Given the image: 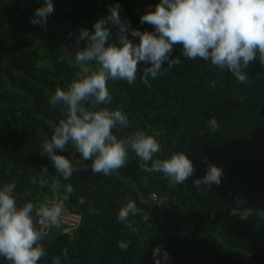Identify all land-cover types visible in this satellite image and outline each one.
<instances>
[{"label": "trees", "instance_id": "1", "mask_svg": "<svg viewBox=\"0 0 264 264\" xmlns=\"http://www.w3.org/2000/svg\"><path fill=\"white\" fill-rule=\"evenodd\" d=\"M52 2L54 12L47 24L56 20L79 35L81 28L94 31L93 24L117 3L120 17L133 29L153 32V26L140 19L160 0ZM43 5L44 0H0V187L16 185L18 206L57 196L81 216L73 236L52 229L45 233L36 225L45 233L40 243L47 253L38 264H53L57 256L61 264H154L153 249L158 245L170 256L167 264H264V217L254 214L245 221L230 215L237 199L242 207L264 211V66L259 60L245 70V84L210 61L183 57L182 45L177 44L170 58L179 57L181 63L150 79V87L139 78L150 66L143 62L134 84L107 83L112 102L106 107L129 118V127L113 129V134L124 138L137 130L159 132L161 151L154 158L182 152L192 161L194 174L183 184L170 182L162 173L144 172L131 151L124 167L107 176L93 173L92 161L83 160L71 143L65 151L57 150L77 169L65 181L48 156L41 155V145L64 118L62 105H51L50 98L57 87L66 89L79 69L75 51L63 49V42L71 38L49 39L46 26L30 22ZM106 26L112 32L110 42H115L117 29ZM128 38L139 43L130 32ZM58 39L61 46L54 44ZM212 116L219 125L214 132L206 130ZM208 164L222 168L221 184L197 189L193 182L205 176ZM45 167L47 184L41 188L31 181H39ZM57 183L71 184L74 192L69 195L63 187L56 191ZM154 196L165 197L167 203L157 205ZM128 200L143 210V215L129 217L139 229L135 233L118 222V211ZM121 241L131 242L126 251L118 247ZM62 249H67V261ZM160 258L165 264L162 253ZM0 264L10 262L0 257Z\"/></svg>", "mask_w": 264, "mask_h": 264}, {"label": "clouds", "instance_id": "2", "mask_svg": "<svg viewBox=\"0 0 264 264\" xmlns=\"http://www.w3.org/2000/svg\"><path fill=\"white\" fill-rule=\"evenodd\" d=\"M53 12L52 0H44V5L35 10L30 22L47 28L52 23L47 24V18ZM108 12L110 14L106 18L93 24L94 31L81 28L75 38L77 47L74 62L79 70L66 89L57 87L50 98L51 105H62L64 118L59 120L51 138L41 145V155L46 154L57 176L67 181L77 169L65 156L57 154V150L65 151L69 143L83 160L92 161L93 173L105 176L124 167L131 151L138 158L139 167L144 172L162 173L170 182L183 184L194 174L192 161L182 152L174 153L166 159L154 158L161 151L157 140L159 132L153 130L149 134L137 130L124 138L113 134V129L129 127V118L119 109L110 110L106 107L112 102L107 83L122 80L129 85L134 84L138 64L143 62L150 66L143 68L139 78L150 87V79L158 78L181 63L179 57L170 58L173 46L179 44L182 45L183 57L210 61L216 68L222 71L227 69L239 82L246 84L248 75L245 70L250 63L258 59L261 66H264V0H160L154 10L146 12L140 19L141 24L152 25L153 32L133 29L130 22L122 20L118 3L110 6ZM53 22L58 24L56 20ZM108 24L117 29L115 42H110L112 32L106 26ZM66 27L77 32L70 25ZM129 32L133 38H139V43H133L128 38ZM81 41L85 45L83 49L79 47ZM165 62L167 67L163 68ZM215 83L212 87H215ZM99 105L105 107H97ZM206 124V130L213 132L219 127L215 116L210 117ZM46 174L45 167L39 181L33 178L31 182L38 183L41 188L45 187ZM222 176V168L208 164L205 176L195 180L193 186L197 189H211L213 185L221 184ZM60 187L69 195L74 192L71 184L53 185L56 191ZM15 188L14 183L0 187V257L10 264H38L47 255L40 242L45 233L51 230L44 233L37 228L38 223L45 227L54 226L56 228L52 230H60L68 236H73L79 227L72 233H65L61 228L65 214L63 202L58 198L37 204L29 201L18 206ZM161 199L164 206L167 199ZM241 202L237 199V207L231 209L230 215L245 221L254 214L264 217V211L256 212L242 207ZM79 203H84L83 198ZM95 214L99 215V212ZM137 214L143 215V210L134 201L128 200L118 211V222L135 233L139 229L129 217ZM130 243L121 241L118 247L126 251ZM161 253L165 264L170 260L167 251L158 245L153 249L154 264H161ZM62 255L67 261V249H62ZM53 264H61V257H55Z\"/></svg>", "mask_w": 264, "mask_h": 264}, {"label": "rangeland", "instance_id": "3", "mask_svg": "<svg viewBox=\"0 0 264 264\" xmlns=\"http://www.w3.org/2000/svg\"><path fill=\"white\" fill-rule=\"evenodd\" d=\"M122 19V18H121ZM124 21H127L126 19H122ZM47 35H45V37H48L49 39H51V37L53 36H59V39H62L63 37H68V38H71V39H67L63 42V49L65 51H76V40L75 38L77 37V32L74 31L72 28L70 27H66L64 25H61V24H57L56 22H52L47 28ZM69 33H71V36H69ZM76 34V36H75ZM59 39L57 41L54 42V44L56 46H61V42L59 41ZM11 41H12V38H11ZM84 42L81 41L80 42V45L79 47L81 49H83L84 47Z\"/></svg>", "mask_w": 264, "mask_h": 264}, {"label": "built area", "instance_id": "4", "mask_svg": "<svg viewBox=\"0 0 264 264\" xmlns=\"http://www.w3.org/2000/svg\"><path fill=\"white\" fill-rule=\"evenodd\" d=\"M57 198L60 201L63 202V208H64V214H65V221L63 222L61 228L64 229V232L65 233H72L74 230H76L79 227V225L81 223V218L77 214H74L73 212L69 211L66 208V206H65V202L62 199H60L59 197L55 196V197H52L49 200H55ZM154 201L158 205H162L163 204L162 199L161 198H158L157 196H154ZM38 225L41 227V229L43 231H47V230L56 228L54 226L45 227L43 225H40L39 223H38Z\"/></svg>", "mask_w": 264, "mask_h": 264}]
</instances>
